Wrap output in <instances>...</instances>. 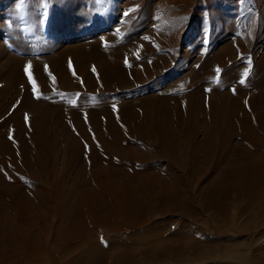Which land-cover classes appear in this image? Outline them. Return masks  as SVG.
Masks as SVG:
<instances>
[{
	"label": "bare ground",
	"instance_id": "bare-ground-1",
	"mask_svg": "<svg viewBox=\"0 0 264 264\" xmlns=\"http://www.w3.org/2000/svg\"><path fill=\"white\" fill-rule=\"evenodd\" d=\"M55 1L70 18L100 7ZM212 1L160 6L185 16L208 6L212 15ZM149 12L156 27L143 28V39L122 32L59 46L49 38L36 56L2 54L0 117L11 109L0 122V264H229L249 258L240 240H224L238 232L235 213L248 216L240 232L255 226L249 243H262L264 52L252 66L238 59L251 49L238 19L236 41L161 85L185 57L175 63L185 25ZM77 19L73 31L88 25ZM223 23L232 30L233 20ZM132 86L152 89L119 94Z\"/></svg>",
	"mask_w": 264,
	"mask_h": 264
},
{
	"label": "rangeland",
	"instance_id": "rangeland-1",
	"mask_svg": "<svg viewBox=\"0 0 264 264\" xmlns=\"http://www.w3.org/2000/svg\"><path fill=\"white\" fill-rule=\"evenodd\" d=\"M160 1L161 0H97V4L100 5L97 11L92 14L70 18L63 15L62 11L64 10L65 6H60L55 0H0V64L3 61V55L5 53H12L16 56L20 55L24 57L36 56L37 52H35V50L45 45L49 38H51V40L54 38L55 42L59 46L69 44V42L72 40L71 38L73 37H77L78 39L82 40V42H88L89 40L99 38L103 35H116L122 32V34L124 35L132 34L137 39H143L144 37L138 35V33L143 32V28L148 27L150 24L154 23V19H149L151 16L149 11H152V9H154L155 12H160L162 15H159L157 17L158 19L168 14L163 10L164 8L160 6ZM62 2L65 3L64 0ZM69 2L73 5L80 4L85 6L89 3V0H69ZM16 3L20 4V16L18 17V21L10 19V13H12V9L15 7ZM31 5H35V9H37L36 11H33L31 13L32 15L36 16V22L32 19L28 24L27 16L31 14L27 11V9ZM188 5L192 6L195 4L193 3ZM244 5L246 6V8ZM197 7L201 8V12L199 11L200 13H203L204 11V13H206V11L210 9V7L208 6L206 7L198 5ZM212 7L214 8V11H211L212 15H210V13L207 11V15H209V18H206L205 16L200 18V16H198L200 15V13H195L196 10L194 9V12L191 15L187 14L185 16L184 14H168V16L165 17L166 19L169 17V21H171V23H178L180 26L182 24L185 25L184 30L179 33V55H177L175 63L181 59V57L179 58L180 54H184L186 58L184 57V59L181 60L180 68L171 72L170 74L166 72L165 74H163V77L160 76V81L162 82L161 85H167V83L169 85L177 79L183 78L187 73L193 70L198 56H213L215 52L220 49V47L224 46L225 43H229L231 41L234 42V40L236 41L238 37L234 34L232 35L231 31L238 28L239 20H243L244 23H246L245 26L248 27L249 33H247L246 31V27L244 28L246 31L244 32V35L247 33L245 43L248 42L249 45L247 43L246 45H244L245 49L246 47L248 50L250 48L251 49L249 50V55H244V53L238 52L237 55H239V57L236 55V58L238 57V59H240V61H242L246 65L252 66L253 61H257V58L261 57V55L263 54L264 0H213ZM146 8L147 11L150 8L148 12H146ZM51 12L57 13L60 17L51 18ZM77 18L87 20L88 25L86 24V26L84 27L80 26L81 28L79 29V31H73L75 22L78 20ZM207 19H209L210 21ZM231 19L233 20L234 25L230 24L232 23ZM159 21H161V19ZM223 22H227V26H229L230 24V28H232V30H227V27ZM28 26L32 28V32L36 34L35 37L28 38L29 35L24 32V30L26 31V28H28ZM150 27L154 28L156 26L150 25ZM240 28H238L239 31L241 30ZM21 31L23 32L21 35L22 37L19 36V41H16L14 37L16 36L17 32L19 33ZM203 32L208 33L204 34ZM249 37L252 42L249 41ZM232 46H234L235 48L236 44H232ZM28 48L31 49L28 50ZM184 49H186V51ZM238 49L239 48L236 47V50ZM248 57L250 58V60ZM27 71L30 73V70L28 68ZM217 71L216 76H218ZM0 74L2 75V72ZM28 81L31 82L32 79L28 78ZM229 82L232 83V80ZM161 87L165 86H160V88ZM151 89L152 88H138L136 86H132L122 89L120 90V92H117H119V94L121 95L132 96L139 94L144 90L147 91ZM87 96H89L86 98L88 100L92 98L90 95ZM75 99L78 100V97H75ZM130 101L131 100L128 99V102ZM9 104L10 103H4L1 104V106L2 108H8ZM10 109L11 108L8 109L4 116H7L8 114L10 115ZM4 116L0 117V122L2 118H4ZM1 127H3V125H1L0 123V128ZM198 137L200 139L202 136L198 134ZM197 213L199 216H201V218L206 219L205 215L202 216L199 211ZM234 215L235 224L237 227L236 230H238V232L233 231L232 233H227L224 236V240L232 236H234L237 240H240L243 245L239 247V250L245 252L249 256V258L246 260L231 262L229 264H249L250 262L254 261H264V239H262V243H259L255 246L253 244H250L249 239L255 235V233L253 232V227L255 226L251 225L252 229H249L247 233L240 232L244 226V218L248 219V216L246 214L238 215L237 213H235ZM208 228V231L213 234L214 229L212 222L208 225Z\"/></svg>",
	"mask_w": 264,
	"mask_h": 264
}]
</instances>
